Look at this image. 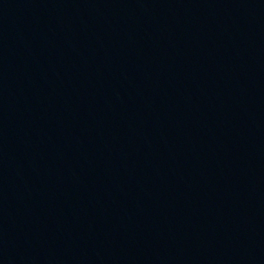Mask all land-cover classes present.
Returning a JSON list of instances; mask_svg holds the SVG:
<instances>
[{"label": "water", "instance_id": "water-1", "mask_svg": "<svg viewBox=\"0 0 264 264\" xmlns=\"http://www.w3.org/2000/svg\"><path fill=\"white\" fill-rule=\"evenodd\" d=\"M0 264H264V0H0Z\"/></svg>", "mask_w": 264, "mask_h": 264}]
</instances>
